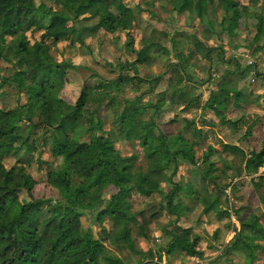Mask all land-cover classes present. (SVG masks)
<instances>
[{
    "label": "rangeland",
    "instance_id": "374dc122",
    "mask_svg": "<svg viewBox=\"0 0 264 264\" xmlns=\"http://www.w3.org/2000/svg\"><path fill=\"white\" fill-rule=\"evenodd\" d=\"M199 1L121 0V4L127 7L126 14L134 16L128 32L132 43L126 39L124 29H93L97 20L84 21L87 26H83L80 32L84 45L75 44L74 36L70 42L67 38L52 43L42 71L52 70L54 64L63 58H72L77 67L67 70L65 84L57 91L69 103L77 100L85 82L95 84L94 78H90L93 71L106 79H118L120 87L114 92L117 101L100 109L103 129L112 128L110 139L115 148L122 155H135L137 163L143 167L147 166L149 151L160 149L161 142L156 139L145 145L141 140L123 138L118 132L115 116L125 99L129 101L128 108L140 109L139 118L155 122L166 144H176L175 139L179 135L188 141H198L197 146L193 147L195 162L176 153L178 169L174 179L187 190H193L194 195L218 193L220 207L228 210L229 217L219 218L213 212L204 214L200 200L187 197L184 191L179 192L177 195L182 204L177 211L182 214L177 224L182 229H191L192 234L188 237H199L195 249L202 251V257L178 252L167 254L163 247L170 237L162 234V227L170 229L169 221L174 216L165 211L166 199L163 194L172 191L171 184L160 182L159 192L149 197L134 193L131 196L132 211L151 206L163 209L147 228L148 238L139 234L135 222L130 223L136 250L151 249L153 253L140 264H264V239L259 240L263 249L255 250L253 258L249 248L242 241H237L241 233L240 219L251 221L252 217H257L264 228V205L261 202L264 197V163L255 171L244 168L246 156L264 147V33L255 39L257 17L261 16L264 24V0H206L203 17L199 15ZM33 2L52 4L57 10L60 9V0ZM109 8L112 14L121 13L119 4H111ZM79 12L86 14L82 9ZM234 13L239 15V19L236 26L229 30ZM66 28L72 29L70 26ZM25 33L30 49L40 38L41 31L29 29ZM13 38L14 35L6 33L5 42L0 44L3 55L0 77L18 73L14 68L15 58L11 50L6 49V44ZM171 39H174V44ZM151 41L159 43L161 47L152 46L144 60L136 63L138 51ZM196 41L202 46L200 50L195 48ZM49 42L50 39H46V43ZM209 46L212 47L211 52L207 57H202L207 49L205 47ZM176 63L178 68L173 69ZM155 82L157 84L152 91L144 94ZM221 85L231 89L230 95L239 92V102L234 103L231 98L227 110H224L228 123L219 121L213 105L209 107L208 104L210 95L220 91ZM0 91L4 93L0 95V105L3 107L11 108L26 100L25 93L17 94L11 86H3ZM161 99L162 105L158 110L141 107L142 104H155ZM195 128H199L206 137L200 138L195 134ZM41 134L42 130H38L32 135L38 146ZM231 144L247 155L242 159L239 153L228 149L227 146ZM209 146L212 152L205 160ZM171 149L175 151L173 146ZM22 154L23 149L0 161L12 174L24 167L35 180L31 194L24 189L10 194L8 203L15 211L34 200L58 197L56 189L47 182L46 173L49 169L59 168L60 158L53 157L47 147L40 148L33 152L31 163L27 166L19 160ZM209 161L215 162L216 169L205 175ZM211 177H214V181ZM114 192L109 178L96 176L94 183L78 194L76 204L84 211L74 243L78 259L85 258L95 245L103 244L105 249L98 255L99 264H102L104 254L119 256L127 264H136L140 260L139 254H133L126 248L119 249L105 238L115 226L110 217H105L103 221L96 218L97 211L106 207ZM247 231L250 229L246 228ZM249 236L244 237L248 240ZM235 242H238L237 246H231Z\"/></svg>",
    "mask_w": 264,
    "mask_h": 264
},
{
    "label": "trees",
    "instance_id": "16d2710c",
    "mask_svg": "<svg viewBox=\"0 0 264 264\" xmlns=\"http://www.w3.org/2000/svg\"><path fill=\"white\" fill-rule=\"evenodd\" d=\"M111 4L121 5L119 15L112 14L109 8ZM205 4L206 0L199 1L200 17L204 15ZM79 9L86 14L81 15ZM126 10L127 7L121 4V0H60L58 10L52 4H35L33 0H0V44L5 42L6 33L14 35L13 40L6 44V49L11 50L15 58L14 68L18 70V73L0 77V90L7 85L14 88L17 94L23 92L26 95L25 102L17 103L14 107L0 105V161L23 149L19 160L28 166L33 152L45 147L53 157L61 160L58 169H49L46 173L47 182L56 189L58 197L49 196L31 201L21 205L17 211L8 203L10 194L20 189L31 194L35 180L24 167L12 174L0 163V264H99L98 255L105 249L103 244L95 245L83 259L77 258L74 246L75 236L80 231V217L84 215V211L76 204V198L94 183L96 176L109 178L115 188L106 207L96 213L98 221L110 217L115 224L105 238L119 249L126 248L133 254H139L140 260L136 264L142 263L144 258L152 256L153 253L151 249L136 250L130 223L135 222L139 234L148 238L147 228L160 216L163 209L151 206L132 211L131 196L134 193L149 197L159 192L160 182L171 184L172 191L163 194L166 199L164 209L174 216L173 220L169 221L170 229L162 227V234L170 237L163 247L167 254L178 252L202 257V251L195 249L199 237H188L192 234L191 229H182L177 224L182 214L177 211L178 206L182 204L177 195L179 192L184 191L187 197L200 200L204 214L213 212L219 218L229 217L228 210L220 207L221 199L218 193L204 192L203 196L194 195L193 190H187L182 183L174 179L178 169L176 153L195 162L193 147L197 146L198 141H188L179 135L175 139L176 144H166L155 122L139 118L140 109L128 108L129 101L125 99L121 110L115 116L118 132L123 138L141 140L145 145L156 139L161 142L160 149L149 151L147 166L143 167L137 163L135 155H122L115 148L110 139L112 128L103 129L100 109L117 101L118 97L114 92L120 87L118 79H106L93 71L90 78H94L95 84L89 85L85 82L77 100L69 103L60 97L57 91L65 84L67 70L77 67L72 58H63L54 64L52 70L42 71L52 43L67 38L70 42L74 36L75 44L84 45L80 33L84 29L83 26H87L84 21L97 20L93 29H124L126 39L132 43L133 39L128 32L132 28L134 16L127 15ZM238 19L239 15L234 13L228 25L229 30L236 26ZM257 21L255 39L264 33L261 16L257 17ZM68 26L72 29H67ZM56 27L60 29L56 30ZM29 29L41 31L40 38L30 49L25 33ZM46 39H50V42L46 43ZM171 40L174 44V39ZM195 43V48L200 50V43ZM152 46L161 47L154 41L144 44L137 53L136 63L144 60ZM205 48L207 49L202 57H207L212 50L210 46ZM1 49L0 47V60L3 56ZM174 66L173 69L178 68L177 63ZM143 80L148 81L144 78ZM121 82L123 83L122 80ZM156 84L157 82L149 86L144 94L150 93ZM221 86L220 91L210 95L208 104L209 107L213 105L219 121L228 123L224 110H227L231 98L234 99L232 102H239V92L230 95L231 89L226 85ZM1 94L4 93L0 91ZM162 101L163 99L155 104H142L141 107L158 110ZM38 130H42L39 146L32 137ZM104 132L106 135H103ZM194 133L200 138L206 137L199 128H195ZM172 146L175 151L171 149ZM227 147L239 153L242 159L247 155L235 145ZM211 152L212 147L209 146L204 155L205 160ZM263 163L264 147L246 156L244 168L247 171H255ZM215 166V162L209 161L204 174L208 175L216 169ZM167 171L170 173L167 174ZM211 179L214 181V177ZM261 202L264 205V197ZM239 222L241 233L237 241H242L249 248L253 258L255 250L263 249L259 240L264 239V228L257 217H252L251 221L240 219ZM246 228L250 229L247 233ZM247 235H250L248 240L245 239ZM237 244L238 242L231 243V246L236 247ZM101 260L102 264H127L119 256L111 254L102 255Z\"/></svg>",
    "mask_w": 264,
    "mask_h": 264
},
{
    "label": "water",
    "instance_id": "95a60500",
    "mask_svg": "<svg viewBox=\"0 0 264 264\" xmlns=\"http://www.w3.org/2000/svg\"><path fill=\"white\" fill-rule=\"evenodd\" d=\"M239 235V233L238 232H236V236H238Z\"/></svg>",
    "mask_w": 264,
    "mask_h": 264
}]
</instances>
